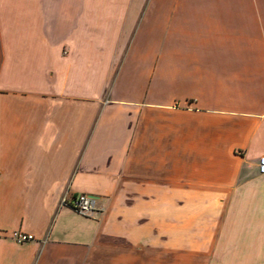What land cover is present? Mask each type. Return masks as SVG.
I'll return each mask as SVG.
<instances>
[{"label": "crops", "instance_id": "1", "mask_svg": "<svg viewBox=\"0 0 264 264\" xmlns=\"http://www.w3.org/2000/svg\"><path fill=\"white\" fill-rule=\"evenodd\" d=\"M262 154L264 0H0V264H264Z\"/></svg>", "mask_w": 264, "mask_h": 264}, {"label": "built area", "instance_id": "2", "mask_svg": "<svg viewBox=\"0 0 264 264\" xmlns=\"http://www.w3.org/2000/svg\"><path fill=\"white\" fill-rule=\"evenodd\" d=\"M259 171L264 173V154L259 157ZM61 204L69 205L84 215H92L101 209L98 205L96 196L86 192H78L73 195H63ZM17 236L20 240H26L33 238L34 235L19 231Z\"/></svg>", "mask_w": 264, "mask_h": 264}]
</instances>
